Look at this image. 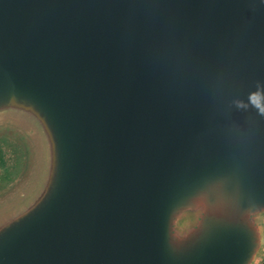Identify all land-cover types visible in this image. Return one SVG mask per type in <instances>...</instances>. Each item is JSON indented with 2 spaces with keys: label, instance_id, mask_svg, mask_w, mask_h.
Masks as SVG:
<instances>
[{
  "label": "water",
  "instance_id": "95a60500",
  "mask_svg": "<svg viewBox=\"0 0 264 264\" xmlns=\"http://www.w3.org/2000/svg\"><path fill=\"white\" fill-rule=\"evenodd\" d=\"M264 0H0V264H262Z\"/></svg>",
  "mask_w": 264,
  "mask_h": 264
},
{
  "label": "rangeland",
  "instance_id": "374dc122",
  "mask_svg": "<svg viewBox=\"0 0 264 264\" xmlns=\"http://www.w3.org/2000/svg\"><path fill=\"white\" fill-rule=\"evenodd\" d=\"M31 165V149L22 139L0 132V197H6L21 186ZM264 264V260L262 262Z\"/></svg>",
  "mask_w": 264,
  "mask_h": 264
},
{
  "label": "clouds",
  "instance_id": "9594fccd",
  "mask_svg": "<svg viewBox=\"0 0 264 264\" xmlns=\"http://www.w3.org/2000/svg\"><path fill=\"white\" fill-rule=\"evenodd\" d=\"M234 104L239 109H248L249 106L256 109L258 114L264 116V83H257V90L248 96V103L242 100L234 101Z\"/></svg>",
  "mask_w": 264,
  "mask_h": 264
}]
</instances>
